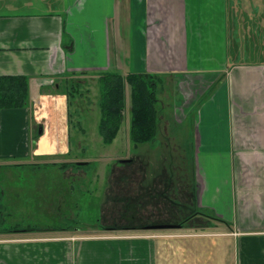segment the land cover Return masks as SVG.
Returning <instances> with one entry per match:
<instances>
[{
    "label": "crops",
    "instance_id": "1",
    "mask_svg": "<svg viewBox=\"0 0 264 264\" xmlns=\"http://www.w3.org/2000/svg\"><path fill=\"white\" fill-rule=\"evenodd\" d=\"M104 72L164 79L158 104L171 98L172 118L190 125L195 173L180 199L216 220L195 233H96V224L85 229L79 214L60 210L82 226L9 233L10 204L3 205L0 264H264V0H0V76L28 77L31 100L29 108L2 111L0 159L55 166L38 159L68 153L70 122L65 96L51 89L66 77ZM125 99L131 105L128 84ZM132 163L120 168L127 187ZM62 170L77 180L90 169ZM141 171L136 195L124 190L137 210L128 205L121 215L104 202L96 206L101 218L173 222L162 219L163 208L177 207L168 173L148 180ZM13 235L25 237L2 238Z\"/></svg>",
    "mask_w": 264,
    "mask_h": 264
},
{
    "label": "rangeland",
    "instance_id": "2",
    "mask_svg": "<svg viewBox=\"0 0 264 264\" xmlns=\"http://www.w3.org/2000/svg\"><path fill=\"white\" fill-rule=\"evenodd\" d=\"M99 76L90 74V77L87 79L82 78L81 81H84V85L80 89L82 97L77 96L71 102L69 108L72 114L73 126L69 130L68 153L52 155L46 159H38V161L54 162L55 166L40 167L22 164L31 162V159L30 161L0 159V190L3 191V195L0 198V219L4 215L1 208L3 205L7 206L10 204L6 210L7 212H11L10 217L7 215L6 227L13 224L15 226L12 225L11 229L44 228L50 230L59 225L74 226L75 228L76 226H82L79 223L68 222L66 216L61 218V214L57 215L61 210L66 213L73 211L79 214V219L87 224L83 226L85 229L90 227L89 225L93 226V223L96 224L94 227L97 229L96 233H98L97 231L101 230L97 225L99 221H105L104 223L107 226L116 223H112L111 220L110 222L109 220L106 221L104 216L101 218L98 214L99 208H96V206L98 207L104 202L106 205H113L114 202V212L120 210L121 215L122 212L130 211L128 205H132L131 211L137 210L136 203L133 200L130 201L131 203H128L126 200L124 201L125 196H128L124 190H128V188L130 190L133 187L132 193L128 192V194L136 195L137 183H142L144 179L141 171L143 168L148 169L149 173H151L147 177L148 180H151L154 174L164 175L167 172L168 179L171 178L170 185H174L173 191L177 194V204L182 209L185 207L190 208L191 203L187 202V199H180L181 194L185 197L187 195V191L182 186H186V184L191 185L190 182L195 173L192 146L187 144L190 125L184 121L180 123L177 118H172L171 114L173 111L170 110L171 103L169 102L171 98L168 99V97L163 95L161 96V100L164 102L159 103L158 108L164 112L163 118H161L159 123L156 140L152 143L135 146L129 134L131 105L127 103L123 112V124L116 140L110 146L103 145L98 133V125L101 118ZM63 83L66 82L63 80L59 81L60 85ZM166 94L171 95L170 91ZM59 95L65 96L63 93ZM64 98H66L68 105L67 96ZM164 128L167 129L168 134ZM128 157L133 159L132 166L128 168H134V170L138 171L132 176L129 187L126 185L127 182L122 180V177L125 175L120 172V168L125 167L124 169H126L127 167L121 161ZM80 162H86L87 164H77ZM200 167L202 172L203 170L206 172L208 169L203 160L200 161ZM64 168H89L90 170L88 173L81 172V175L76 177H79L80 180H74L72 176L63 175L62 169ZM45 171H49L47 175H44ZM50 171L54 172L50 173ZM108 184L113 194H109V199L106 200L105 194ZM76 202L77 207L75 204L74 208L69 207L67 209L68 206H71V203ZM116 205L118 206L117 208H115ZM105 210L109 211L108 208ZM170 210L175 212L174 218L171 217V212L168 213L167 208H163L164 215L162 214V219H169L177 223L181 218H186L189 215V213L185 215L183 211L179 210V207H176L175 210L172 208ZM199 210L209 214L201 209ZM117 214L113 215V217H118ZM69 219L71 218L69 217ZM121 219L117 224L122 226L127 225ZM206 224L203 219H200L194 224L191 222L182 223L181 229L171 231L161 230V233L201 232L203 228H207ZM2 228L3 226L0 225L1 230ZM121 230L129 229L123 228L117 231ZM93 233L94 231L90 228L86 231L84 230L82 234L89 235ZM11 237L21 238L25 236L13 235L3 236L2 238L8 239ZM211 241L209 240V242Z\"/></svg>",
    "mask_w": 264,
    "mask_h": 264
},
{
    "label": "trees",
    "instance_id": "3",
    "mask_svg": "<svg viewBox=\"0 0 264 264\" xmlns=\"http://www.w3.org/2000/svg\"><path fill=\"white\" fill-rule=\"evenodd\" d=\"M82 78L66 77L63 80L66 83L58 84L51 89L53 94H65L68 99L69 122L70 127L73 126L72 114L70 106L73 99L77 96L82 97L80 89L83 87ZM29 78L23 75L18 76H0V125L1 113L6 109H24L31 105ZM164 79L160 76L154 75H128L122 76L118 72H104L99 76V85L101 87V118L98 125V133L105 146L113 144L117 138L122 124L123 112L126 107L125 87L128 84L131 88V122H130V139L135 146L152 143L156 140L159 123L163 111L158 108L159 94ZM132 162V161H131ZM179 210L183 211L185 215L189 213L186 218H181L180 222H161V223H140L135 222L127 225H108L103 221H99L98 227L102 230H120V229H146L153 225H177L182 227V223L194 224L197 220L203 219L207 224L209 220H216L213 216L201 212L197 207L191 205L189 207L181 208L179 204L176 205ZM175 214V212H174ZM171 217L174 218L171 210ZM174 220V219H173ZM102 223V224H101ZM19 230V229H18ZM26 232L43 231L46 229L27 228L20 229ZM17 229H9L6 232L12 233Z\"/></svg>",
    "mask_w": 264,
    "mask_h": 264
},
{
    "label": "water",
    "instance_id": "4",
    "mask_svg": "<svg viewBox=\"0 0 264 264\" xmlns=\"http://www.w3.org/2000/svg\"><path fill=\"white\" fill-rule=\"evenodd\" d=\"M126 162H131L130 160H123L121 161V163H126ZM79 165H84V164H87L86 162L83 163V162H80V163H77ZM179 226L177 225H169V224H165V225H153V226H149L147 227L146 229L147 230H170V229H178Z\"/></svg>",
    "mask_w": 264,
    "mask_h": 264
}]
</instances>
